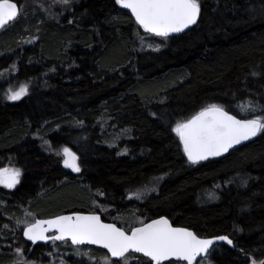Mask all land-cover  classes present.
<instances>
[{"label":"trees","instance_id":"16d2710c","mask_svg":"<svg viewBox=\"0 0 264 264\" xmlns=\"http://www.w3.org/2000/svg\"><path fill=\"white\" fill-rule=\"evenodd\" d=\"M14 1L21 14L25 0ZM36 1L28 0L27 21L22 12L0 31V74L16 65L11 81L0 77V168L21 172L14 189L0 185V260L11 259L9 245L35 261L46 250L22 239L23 209L36 218L99 213L119 226L165 216L201 238L233 240L232 249L212 250L210 264L264 259V133L192 165L173 131L209 104L238 118V105L264 106V0H200L193 27L167 39L149 34L162 47L145 52L136 35L148 33L115 0H74L55 18ZM25 34L35 42L21 45ZM8 84L26 85L28 94L8 100ZM63 147L79 157L78 174L62 168ZM145 184L155 191L128 199Z\"/></svg>","mask_w":264,"mask_h":264},{"label":"snow or ice","instance_id":"6c2138e0","mask_svg":"<svg viewBox=\"0 0 264 264\" xmlns=\"http://www.w3.org/2000/svg\"><path fill=\"white\" fill-rule=\"evenodd\" d=\"M55 2L68 5L71 0ZM115 2L130 11L135 23L145 33L163 39L195 25L201 14L200 0H115ZM19 15L20 6L14 0H0V30H5V26L14 22ZM143 39L141 37V40ZM27 94L28 88L24 85L18 91L10 90L7 98L18 101ZM238 107L244 118L230 114L221 105L209 104L190 118L176 123L173 131L178 136L190 164L197 165L210 157L222 156L234 146L264 133V106L253 104L249 100ZM61 153L65 168L75 173L81 172L76 153L68 147H63ZM20 176L19 169H0V185L14 189L20 183ZM149 191L155 189H149L145 184L135 191H130L128 198L140 200ZM97 195L103 193L98 191ZM210 195L211 198H215L214 193ZM25 216H31L32 219L23 221V236L33 245L41 241L44 243L51 241L54 245L57 241H70L71 245L77 246L74 254L88 256L90 261H93V257L88 252L82 253L79 246L96 245L106 249L110 254L101 258L103 264H131L132 260L138 259L135 254L147 258V264H204L210 248L217 241L233 245V240L226 235L211 239L200 238L186 228L173 227L164 217L150 223L139 221L140 226L132 227L129 231L117 227L114 223H104L100 215L95 213L38 219L33 213L26 211ZM20 223L18 220L17 224ZM4 227L8 228V225L5 224ZM15 253L20 257L15 264H34L24 257L22 247H17ZM201 257L202 259L198 260ZM61 264L66 262L61 260ZM250 264H264V259L251 258Z\"/></svg>","mask_w":264,"mask_h":264},{"label":"rangeland","instance_id":"374dc122","mask_svg":"<svg viewBox=\"0 0 264 264\" xmlns=\"http://www.w3.org/2000/svg\"><path fill=\"white\" fill-rule=\"evenodd\" d=\"M73 1L74 0H71V2H73ZM77 1H80V0H77ZM71 2L68 5H63V4L56 3L55 0H53L52 2H49V0H40V1H36L35 5L40 8V10H41L40 12L44 13L45 17L55 18L56 14L59 13L60 15H63L64 12L69 11L70 9L68 10L66 8H68L69 5L71 6ZM58 5H60V6H58ZM27 6H28V0H25L21 5V7H22L21 8V14L23 12V16H24L23 19H25V21L28 20V16L25 13ZM56 6H58V7H56ZM141 37H143L144 39L141 40ZM35 38L36 37H33L29 34H25V36L22 38V40H20L21 45L34 43ZM136 41H137V43H136L137 50H139L141 52L153 51V50L160 49L162 47V44L156 42L155 39L151 38V36L149 34H146V35L140 34L139 36L136 35ZM15 72H16V65H13V66H10L8 69H6L4 73H1L0 77L6 73L5 75H7V77H8V79H6V81H8V80L11 81V78L9 76L10 75L13 76V73H15ZM21 86H19V87L18 86H10V84H8L7 85L8 88H7V92L5 94V98L8 99L7 96H8V94H10V90L11 91H18ZM2 94L4 96V91H2ZM122 154H127V152L122 151ZM61 157H62V153H61ZM3 168L13 169V167H9V166L8 167L4 166L0 169H3ZM155 187H156V185L153 187L148 185L149 189H152ZM146 195L140 200H137L135 198H132V199L128 198V199L131 201L139 203V202L144 201ZM98 203L99 202L96 201V199H95V202L93 203V205H94L93 207H95L94 209H98L100 212L105 213L106 210H108V209L106 207L104 208L103 206L99 205ZM21 211H22L21 212V218H19V221H21V223L19 225L16 224L17 228H23L24 227L23 221L25 219H27V220L32 219L31 216H28V217L25 216V212L28 211L27 209H23ZM110 216L111 215H109L108 217L110 218ZM119 217L120 216H115L112 219H117V218L119 219ZM118 221H120V219ZM139 221H144V220H142L140 218L135 219V217H133V218H131V220H128L126 222L124 219L125 224H121L119 227L124 228L126 230H130L132 227H134V225H136V226H137V224L139 225ZM121 223H123V222H121ZM5 246L6 245L4 244L1 247V250ZM83 247H85V246L79 247L80 251L82 253L88 252L91 255V251L93 250L94 247H89V246L87 248H83ZM16 248L17 247L13 248L10 252H8V247H6L4 253H6V254L11 253L12 254L11 259L10 260L9 259L0 260V264H15V262L18 259H20V257H18L15 253ZM76 249H77V247L72 246L69 242H62V243L55 242V245L53 243H50L49 245L46 246V250L43 251V254L41 255V260H37V261L29 260V259H27V256H24V257H26L27 260L34 262V264H61V260L65 261L66 264H94V262H95V264H103V260L101 258L100 259L94 258L93 255H91L93 257V261H90L88 259V256H85V255L77 256V255H75L74 253H75ZM49 253H51V255H49ZM135 255H138V254H135ZM209 256H210V254L208 255L207 260H205L204 264H210V262L208 261ZM137 262H138V259H135V260L131 261V264H138Z\"/></svg>","mask_w":264,"mask_h":264},{"label":"water","instance_id":"95a60500","mask_svg":"<svg viewBox=\"0 0 264 264\" xmlns=\"http://www.w3.org/2000/svg\"><path fill=\"white\" fill-rule=\"evenodd\" d=\"M118 6H119V5H118ZM119 7H120V6H119ZM120 8H121L123 11H125L126 13H128V14L132 17V15H131V13H130L129 10L124 9V8H122V7H120ZM132 18L134 19V17H132ZM134 21H135V20H134ZM12 23H13V22H10L9 25H11ZM9 25H6L5 28L8 27ZM193 26H194V25L190 26L188 29H185V30H184L183 32H181V33H173V34H171L169 37H176V36H179V35L185 33L186 31H188V30H189L191 27H193ZM142 30H143V29H142ZM0 31H1V30H0ZM230 114H231V113H230ZM178 139H179V138H178ZM255 139H256V137L252 138L251 140L244 141V142H242L241 144L234 146L232 149H230V150H229L227 153H225L224 155L219 156V157H210L207 161L224 158L228 153H230V152H232V151H235L236 149H238V148H240V147H242V146H244V145H246V144H248V143L254 141ZM179 142H180V141H179ZM180 145H181V144H180ZM181 147H182V145H181ZM182 150H183V147H182ZM184 156H185V158L187 159V157H186L185 154H184ZM63 160H64V157H63ZM203 162H206V161H202V162H200V163H203ZM62 167H63L68 173H71V174H74V175L77 174V173L73 172L71 169H69V168H65V167H64V164H63V161H62ZM76 213L87 215V214H91L92 212H90V213H88V212H78V211H76V212H67V213H62V214L54 215V216L47 217V218H38V219H52V218H54V217H56V216H59V215H72V214H76ZM95 214L100 215V217H101V219H102V221H103L104 223H112V222H109V221H105V220H103L101 214H99V213H95ZM161 217L167 218V217H165V216H161ZM161 217H157V218L151 219V220H149V221H146L145 223H150L152 220L160 219ZM167 219H168V218H167ZM168 220H169V219H168ZM169 221H170V220H169ZM170 222H171V221H170ZM114 224H115V223H114ZM171 224H172V223H171ZM172 225H173V224H172ZM139 226H140V225L135 226V227H139ZM117 227H119V226L117 225ZM173 227H178V226H174V225H173ZM23 228H24V227H23ZM182 228H183V227H182ZM186 229H187V228H186ZM188 230H190V229H188ZM190 231H192V230H190ZM49 235H52V233H49ZM21 237H22V239H23L25 242H27V243L33 245L31 241H28V240L23 236V229H22V231H21ZM211 238H215V237H211ZM211 238H205V239H211ZM57 242H58V243H62L61 241H57ZM68 242L71 244L70 241H68ZM50 243H52V242L49 241L48 243H44V242L41 241V242H37L36 245L46 247V246L49 245ZM218 244H225V245L228 246L229 248H232V246H233V245H228V244H227L226 242H224V241H217V242L212 246V248H213L214 246L218 245ZM72 246H73V245H72ZM81 246H85V247H88V246H89V247H94V248H96V249L103 250V251H105V252L107 253V250H106V249L100 248V247H98V246H96V245H81ZM75 247H77V246H75ZM79 247H80V246H79ZM212 248H210L209 253H210V251H211ZM107 255H110V254L107 253ZM138 255H141V254H138ZM141 256H142V255H141ZM146 259H147V258H146ZM200 259H202V257H201V258H198V260H200Z\"/></svg>","mask_w":264,"mask_h":264},{"label":"flooded vegetation","instance_id":"af4514ba","mask_svg":"<svg viewBox=\"0 0 264 264\" xmlns=\"http://www.w3.org/2000/svg\"><path fill=\"white\" fill-rule=\"evenodd\" d=\"M143 222H146V221H143ZM119 226V225H118ZM131 230V229H130ZM129 230V231H130ZM223 245H225V244H218V245H216V246H214L213 248H212V250L214 249V248H218V247H220V246H223ZM226 246V245H225ZM228 247V246H227ZM232 248H233V246H232ZM232 248H230V249H232ZM212 252V251H211Z\"/></svg>","mask_w":264,"mask_h":264},{"label":"bare ground","instance_id":"6f19581e","mask_svg":"<svg viewBox=\"0 0 264 264\" xmlns=\"http://www.w3.org/2000/svg\"><path fill=\"white\" fill-rule=\"evenodd\" d=\"M15 2V1H14ZM19 17V16H18ZM61 166H62V163H61ZM187 167V166H186ZM63 168V167H62ZM64 169V168H63ZM65 170V169H64ZM66 171V170H65ZM78 174V173H77ZM160 177V176H159ZM162 177V176H161ZM165 178H167V177H165ZM162 179H164V178H162ZM156 180V179H155ZM155 180H153V181H155ZM233 180H234V178H233ZM152 181V180H151ZM152 183V182H151ZM149 186H150V184H149Z\"/></svg>","mask_w":264,"mask_h":264}]
</instances>
